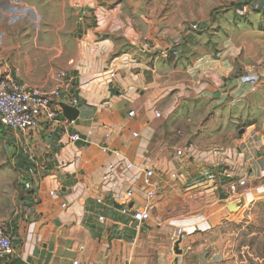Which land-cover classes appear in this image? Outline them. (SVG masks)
Here are the masks:
<instances>
[{
    "label": "crops",
    "instance_id": "1",
    "mask_svg": "<svg viewBox=\"0 0 264 264\" xmlns=\"http://www.w3.org/2000/svg\"><path fill=\"white\" fill-rule=\"evenodd\" d=\"M63 8L50 1L0 0V76L25 87L60 88L62 92L55 106L59 111L56 120L31 131L21 145L20 156L32 158L36 175L32 193L23 196L20 191L18 211L0 224L15 246V253L2 264H71L73 260L123 264L126 259L133 264L135 257L138 263L154 264L153 247L140 233L146 227L175 229L176 233L181 229L184 235L216 227L228 216L230 222L238 220L242 205L232 216L227 207L230 199L246 200L247 194L215 200V177L231 181L222 169L213 172L188 153L183 157L175 154L187 142L196 153L214 145L234 148L239 156L234 174L244 177L248 185L257 180L253 169L264 168V158L255 157L253 147L229 146L222 135L215 134L223 127L215 107L219 95L211 98L200 93L198 86H184L195 81L164 64L172 58L163 53L169 42L164 45L150 38L153 52L147 56L121 51L91 26L82 23L79 27L81 16L74 21V15H67L75 24L67 28ZM142 18L148 20L143 32L166 35L150 23L152 15ZM58 73L67 78L58 79ZM199 95H207V112L214 110V114L192 142L189 138L199 128L198 113L192 107ZM72 97L79 100L76 108L69 106ZM65 106L74 109L76 116L67 118ZM155 112L160 113L159 118ZM87 131H92L87 141H69L72 134L84 137ZM103 148L116 150L136 163L146 159L155 172L158 194L150 204V220L139 228L128 225L117 205L112 206L101 193V175L112 160L111 152H103ZM198 167L209 172L203 174ZM172 173L175 179H171ZM133 193L130 207L141 209L148 204L143 186L134 187ZM101 196L104 202L99 204ZM171 260L182 264L183 257ZM160 264H168L167 259Z\"/></svg>",
    "mask_w": 264,
    "mask_h": 264
},
{
    "label": "rangeland",
    "instance_id": "2",
    "mask_svg": "<svg viewBox=\"0 0 264 264\" xmlns=\"http://www.w3.org/2000/svg\"><path fill=\"white\" fill-rule=\"evenodd\" d=\"M34 1L62 4L67 28L75 27L74 21L81 16L79 27L91 26L99 31L100 38H110L121 51H136L140 56L153 52L150 38L165 45L180 36L184 27L198 23L201 30L181 47L180 56L167 58L164 64L195 81L185 87L198 86L200 93H208L211 98L219 95L221 100L215 107L223 127L215 134L222 135L223 143L253 147V155L264 158V0ZM69 14L74 15L73 22L67 19ZM146 14L153 16V22H149L160 27L165 36L143 32L148 20L141 16ZM242 76H256L257 83L241 84ZM203 85L206 89H200ZM198 98L192 111L198 113L199 128L189 138L192 142L214 114V110L207 112V95ZM4 135L0 132V224L14 216L21 198L16 166L11 161L12 148ZM207 169L215 172L210 166ZM259 169L255 167L253 172L257 175ZM198 171L209 172L200 167ZM215 178V200L247 194L246 200L238 196L230 199V205L243 207L238 220L230 222L228 216L216 227L180 236L175 229L146 227L140 233L153 247L154 264L164 258L168 264H175L171 259L178 256L183 257L182 264H264V179L252 181L246 190ZM227 211L231 216L236 213ZM137 261L135 257L133 264H142Z\"/></svg>",
    "mask_w": 264,
    "mask_h": 264
},
{
    "label": "built area",
    "instance_id": "3",
    "mask_svg": "<svg viewBox=\"0 0 264 264\" xmlns=\"http://www.w3.org/2000/svg\"><path fill=\"white\" fill-rule=\"evenodd\" d=\"M201 30L198 23H191L184 27L180 36L169 41L164 55L167 57L178 58L180 48L186 44L190 36ZM57 78L65 80L67 77L64 73H58ZM114 76L113 73L110 75ZM241 84L255 85L257 83L256 76H242ZM62 98L60 88L51 91H45L35 87H25L10 77L0 76V132H5L4 138L12 148V163L16 166L18 174V182L20 191L25 195L32 193V177L36 175L35 166L32 158L24 160L21 158V145L25 138L31 132L40 127L43 123L55 121L59 111L55 109L56 104ZM79 100L72 97L69 100V106L76 108ZM156 118L160 117L159 112H155ZM129 117H133V112L129 113ZM92 135V131H87L84 137L75 133L69 137L70 142L87 141ZM136 137V134H133ZM105 137H107L105 135ZM14 147V149H13ZM193 145L189 142L182 149L176 150L177 157H183L184 152L190 157L195 158L198 163L210 166L216 169H222V174L230 179L229 185H234L247 190V181L244 177L238 176L234 171L237 169L239 161L238 153L234 148H222L212 146L202 152L196 153L192 149ZM103 152H111L112 160L107 163L103 169L100 180V190L102 194L108 196V201L112 206L117 205L119 213L126 219L128 225L135 228L146 224L150 218L151 202L155 200L158 194V183L155 181V172L149 165V161L136 163L129 161L116 150L102 149ZM234 174V175H232ZM171 179H175L176 175L171 174ZM258 179H264V168L258 171ZM141 185L145 189V200L148 203L143 208H135L129 205L133 199V188ZM54 196V192L49 193ZM245 200V198H242ZM241 200V197H240ZM104 199L99 197L97 203L101 204ZM65 205L62 204V208ZM239 206H237L238 209ZM103 221L102 217L98 218ZM177 234L181 235L182 230L178 229ZM14 243L11 237L0 229V264L3 259L12 256L14 251ZM130 260L126 259L123 264H129ZM71 264H79L77 260H73Z\"/></svg>",
    "mask_w": 264,
    "mask_h": 264
},
{
    "label": "water",
    "instance_id": "4",
    "mask_svg": "<svg viewBox=\"0 0 264 264\" xmlns=\"http://www.w3.org/2000/svg\"><path fill=\"white\" fill-rule=\"evenodd\" d=\"M63 113L69 119L72 118V117H74V116H76V111L74 109L70 108V107H67V106H65L63 108ZM115 208L118 209V206H115ZM227 209L229 211H234L235 212L237 210V206L236 205H230L229 204L228 207H227ZM175 264H176V261H175Z\"/></svg>",
    "mask_w": 264,
    "mask_h": 264
}]
</instances>
